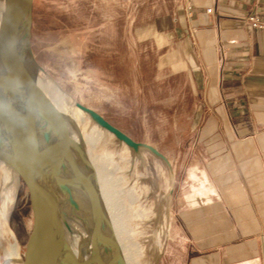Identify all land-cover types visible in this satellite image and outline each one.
<instances>
[{"label":"rangeland","instance_id":"1","mask_svg":"<svg viewBox=\"0 0 264 264\" xmlns=\"http://www.w3.org/2000/svg\"><path fill=\"white\" fill-rule=\"evenodd\" d=\"M181 1L32 0L30 45L36 63L73 101L169 162L167 167L146 150L134 154L86 116L71 123L124 210L126 223L114 204L127 264L131 259L192 264L199 252L179 213L191 193L185 182L202 167L197 151L205 144L199 136L203 122L195 119L200 106L188 79L177 72V57L164 46L161 28L165 8ZM95 135L94 143H86ZM0 163V264H21L28 195L17 174ZM129 192L136 199L132 204L125 197Z\"/></svg>","mask_w":264,"mask_h":264},{"label":"crops","instance_id":"2","mask_svg":"<svg viewBox=\"0 0 264 264\" xmlns=\"http://www.w3.org/2000/svg\"><path fill=\"white\" fill-rule=\"evenodd\" d=\"M253 14L264 18V0H187L162 14L203 122L202 167L179 213L199 251L192 264H264V30L245 21Z\"/></svg>","mask_w":264,"mask_h":264},{"label":"water","instance_id":"3","mask_svg":"<svg viewBox=\"0 0 264 264\" xmlns=\"http://www.w3.org/2000/svg\"><path fill=\"white\" fill-rule=\"evenodd\" d=\"M0 4V80L5 78L7 83L5 110L0 109V161L20 178L29 201L21 264H93L72 241L71 206L87 210L89 219L96 222L89 228L91 239L102 241L106 209L97 176L52 96L66 99L67 95L32 54V0H0ZM74 106L134 154L146 150L170 166L154 147L135 142L93 109L75 101ZM113 199L125 222L123 208ZM46 225L56 229L57 239H47ZM130 264H135L132 259Z\"/></svg>","mask_w":264,"mask_h":264},{"label":"bare ground","instance_id":"4","mask_svg":"<svg viewBox=\"0 0 264 264\" xmlns=\"http://www.w3.org/2000/svg\"><path fill=\"white\" fill-rule=\"evenodd\" d=\"M5 80H6L5 78L0 80V109L2 111L5 110L4 107H5L6 100H7L6 99L7 83L5 82ZM1 87H3V89H1ZM1 90H2V92H5V95L1 93ZM52 96H53L54 101L57 103L59 108L64 112L66 117L70 116V118H71V119H69L70 124L72 123L73 120L78 121L79 116H85L77 108H75L74 101L71 98H69L68 96H66V99L63 97H60L59 95H57L55 93H53ZM76 138L77 137L75 136V139ZM94 138L98 139V137L96 135H95V137L94 136L87 137L86 143L89 144L92 141V139H94ZM94 141H96V140L94 139ZM94 141L92 143H94ZM92 143H90V144H92ZM83 146H85V145H83ZM125 148L127 149L126 146H125ZM123 151H125V150L123 149ZM87 154H86V157L89 160V162L91 163V166H92V168H93V170L97 176V180L99 182V186H100V190H101V195H102L104 203H105V209H106L105 210V215H106L105 217H106V219H105L104 224L106 227L101 232V240L102 241H100V242H102L103 245L100 244V242L98 240L95 242L92 241L89 228L91 225L93 228V226L96 224V222L94 219H92V220L89 219V215H88L87 210L82 206H78V207L77 206H71V213H72L73 220H74L73 226L75 227L74 236H73L72 241H73L74 245H76V246L79 245L84 250V252L93 259V264H118L120 260L126 261V257L124 255L123 246H122V243L120 240V234H121V233H119V227H120L119 224L120 223H118V220H117V218L120 215L117 212L119 216L116 217L117 213H116V208L114 206L115 203L112 201L113 195H116L117 193L115 192V190H114L115 188L113 187V185L110 183V180H108L106 177L102 176L104 174L100 173L99 167L95 164V162L89 156V153H87ZM126 161H127V159H126ZM2 167H3V165L0 163V168H2ZM123 171H125V170L123 169ZM122 181H125V180H122ZM114 185H116V184H114ZM111 187H113L114 189ZM121 193L123 194V191ZM115 197H117V196H115ZM125 197L127 198V201L130 204H132L133 200L134 201L136 200L134 198L135 196L133 197L132 192H129L128 195H126ZM117 201H118V199H117ZM141 216H142V214H141ZM120 218H121V216H120ZM2 223L3 222H1V224ZM89 223H91V224L89 225ZM45 227H46V235L48 236L47 239L53 240V239H55V238L57 239L59 237V234L57 233L56 229L52 225H46ZM124 228H125V226H124ZM121 229H123V228H121ZM127 246H129V245H127ZM157 246H158V244H157ZM159 248H161V247H159ZM158 250L159 249H157L156 251H158ZM4 253H5V251H4ZM16 254H17V252H16ZM156 254H154V256ZM5 256L6 255H4V257ZM8 256H10V255H8ZM15 258H17V257H15ZM8 259H7V261H8ZM12 260L14 261V259H12ZM10 261H8V262H10Z\"/></svg>","mask_w":264,"mask_h":264},{"label":"built area","instance_id":"5","mask_svg":"<svg viewBox=\"0 0 264 264\" xmlns=\"http://www.w3.org/2000/svg\"><path fill=\"white\" fill-rule=\"evenodd\" d=\"M187 1V0H182ZM185 10L189 11L191 9L189 4H185ZM208 13L211 12V9L207 10ZM245 21L251 26L252 28L264 30V18H262L258 14L249 15L245 18Z\"/></svg>","mask_w":264,"mask_h":264}]
</instances>
